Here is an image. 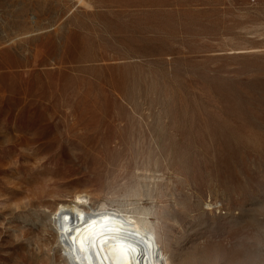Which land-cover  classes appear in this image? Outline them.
Wrapping results in <instances>:
<instances>
[{"label": "rangeland", "instance_id": "1", "mask_svg": "<svg viewBox=\"0 0 264 264\" xmlns=\"http://www.w3.org/2000/svg\"><path fill=\"white\" fill-rule=\"evenodd\" d=\"M79 194L177 262L264 249V0H0V264H67Z\"/></svg>", "mask_w": 264, "mask_h": 264}, {"label": "bare ground", "instance_id": "2", "mask_svg": "<svg viewBox=\"0 0 264 264\" xmlns=\"http://www.w3.org/2000/svg\"><path fill=\"white\" fill-rule=\"evenodd\" d=\"M81 196L67 200L73 206L58 205L52 220L67 264H186L189 261L177 262L168 254L164 246L168 244L158 234L159 225L151 219L154 211L152 214L149 209H134L123 213L105 203L95 211ZM156 220L159 223V218Z\"/></svg>", "mask_w": 264, "mask_h": 264}, {"label": "clouds", "instance_id": "3", "mask_svg": "<svg viewBox=\"0 0 264 264\" xmlns=\"http://www.w3.org/2000/svg\"><path fill=\"white\" fill-rule=\"evenodd\" d=\"M236 264H264V249L246 251L244 256Z\"/></svg>", "mask_w": 264, "mask_h": 264}]
</instances>
